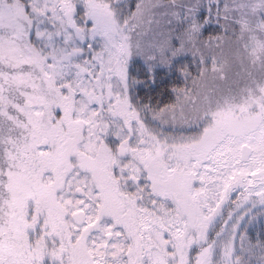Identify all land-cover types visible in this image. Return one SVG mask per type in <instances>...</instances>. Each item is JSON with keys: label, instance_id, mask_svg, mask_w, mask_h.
<instances>
[{"label": "snow or ice", "instance_id": "1", "mask_svg": "<svg viewBox=\"0 0 264 264\" xmlns=\"http://www.w3.org/2000/svg\"><path fill=\"white\" fill-rule=\"evenodd\" d=\"M0 264H264V0H0Z\"/></svg>", "mask_w": 264, "mask_h": 264}]
</instances>
